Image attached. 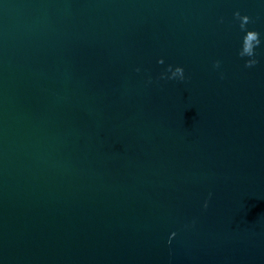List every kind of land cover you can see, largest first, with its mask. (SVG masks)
<instances>
[{
    "label": "water",
    "instance_id": "obj_1",
    "mask_svg": "<svg viewBox=\"0 0 264 264\" xmlns=\"http://www.w3.org/2000/svg\"><path fill=\"white\" fill-rule=\"evenodd\" d=\"M0 264H264V0H0Z\"/></svg>",
    "mask_w": 264,
    "mask_h": 264
},
{
    "label": "clouds",
    "instance_id": "obj_2",
    "mask_svg": "<svg viewBox=\"0 0 264 264\" xmlns=\"http://www.w3.org/2000/svg\"><path fill=\"white\" fill-rule=\"evenodd\" d=\"M233 16L238 18L240 21L239 27L244 32L243 37L241 38V47L239 49L238 55L240 57H254L255 48L260 45L259 33L255 30H248L246 24L249 22V17L247 15H241L239 11L233 13ZM158 63H163V60H159ZM245 67H252L257 63L256 59L245 60ZM214 66L218 67L219 62H215ZM168 72L170 75L167 77L169 79L179 77L183 79V68L181 66H176L173 68L171 65L168 66ZM164 78V74H161ZM174 235V234H173Z\"/></svg>",
    "mask_w": 264,
    "mask_h": 264
}]
</instances>
